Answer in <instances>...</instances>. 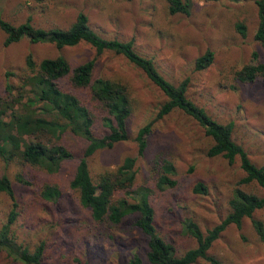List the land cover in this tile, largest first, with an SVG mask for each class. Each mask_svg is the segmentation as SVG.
<instances>
[{"label": "rangeland", "instance_id": "rangeland-1", "mask_svg": "<svg viewBox=\"0 0 264 264\" xmlns=\"http://www.w3.org/2000/svg\"><path fill=\"white\" fill-rule=\"evenodd\" d=\"M256 1L198 0L190 15H171L166 0H47L41 3L0 0V17L14 25L29 20L37 27L68 28L83 11L89 15L92 27L104 37L134 38L138 51L153 57L171 81L178 83L190 77V97L206 107L214 118L224 122L234 120L236 138L247 147L256 164L264 165V76L251 85L234 79V70L259 60L264 62V49L254 38L259 21ZM238 23L246 26V35L238 31ZM5 41L6 34L0 29V95L5 94L8 85L15 89L21 85L27 54L32 52L40 61L59 53L52 45L33 44L27 38L9 45ZM209 49L214 52L213 63L196 71L195 60ZM254 51L259 58H254ZM61 53L72 65L96 56L95 49L85 43L63 49ZM94 73L95 77L124 83L134 99L128 120L129 138L89 157L94 179L100 172L116 169L126 157L135 156L138 157L136 184L153 185L155 154L159 152L174 160L178 168L177 186L157 191L152 203L158 231L183 254L197 245L183 226L187 218L206 231L231 210L228 200L242 176L239 163L230 164L220 156L210 157L211 139L180 111L156 119L166 100L164 94L123 56L113 52L101 54L96 59ZM225 83L231 87L221 85ZM149 122H153V130L148 136V147L143 156H138L136 136ZM105 132L103 126L97 127L98 134ZM64 140L75 157L55 177L18 160L0 159V174L10 177L18 200L20 213L13 226L18 240L32 250L41 240L46 241L41 264H128L134 253L150 264L146 258L147 237L135 225V215L110 226L105 234L91 232L89 213L80 205L79 193L69 189L74 168L88 143L71 132L65 133ZM18 174L34 183L17 180ZM43 179L58 180L65 187L58 205L35 199L34 191ZM199 182L207 186L206 193L194 190ZM11 207L9 196L0 192V228L7 221ZM255 216L264 221V209L256 211ZM210 253L224 264H264V242L249 218L244 220L242 228L229 225ZM0 264L22 263L0 251ZM197 264L210 263L200 260Z\"/></svg>", "mask_w": 264, "mask_h": 264}, {"label": "trees", "instance_id": "trees-1", "mask_svg": "<svg viewBox=\"0 0 264 264\" xmlns=\"http://www.w3.org/2000/svg\"><path fill=\"white\" fill-rule=\"evenodd\" d=\"M46 2L47 0H35ZM171 15H190L198 0H166ZM211 1V0H204ZM258 26L254 38L264 49V0H257ZM242 35L247 34L243 23L236 25ZM0 29L6 34L7 45L27 38L33 44L52 45L58 54L37 61L32 52L27 54L21 85H8L0 95V159L5 162L18 160L51 177L57 176L65 164L75 157L66 145L64 135L71 132L82 137L88 144L74 168L69 189L79 193L80 205L89 213L88 227L91 232L105 234L110 226L124 218L135 215V225L147 237L146 258L150 264H197L200 260L210 264H224L210 253L213 244L229 225L242 228L249 218L260 240L264 242V221L255 216L264 209V165L256 164L247 147L235 136L237 124L214 118L189 95L191 78L178 83L171 81L160 70L153 57L140 53L135 39L121 40L104 37L95 30L86 12L80 11L68 28L37 27L31 21L19 25L0 17ZM89 44L96 56L80 64L72 65L61 53L63 49L79 44ZM105 52H113L126 58L143 71L148 79L164 94L166 100L157 118L172 111H180L196 122L212 143L208 149L210 157H223L230 164L239 163L242 176L231 191L228 200L229 213L214 227L204 231L192 219L184 221V228L197 245L183 254L158 231L155 222L156 210L152 198L157 191L173 188L178 184V168L174 160L157 152L154 157L153 185H137L138 157L128 156L116 169L100 172L97 179L91 172L89 157L98 150L111 148L129 138L128 120L134 109V99L129 88L122 82L95 77L96 59ZM254 58L259 56L253 52ZM259 58V57H258ZM259 60V59H258ZM214 61V52L206 51L195 60L194 69L204 70ZM235 71V81L251 85L264 76V62L246 64ZM233 71V74H234ZM227 88L231 87L229 84ZM224 86V87H225ZM86 90L87 94H82ZM106 128L104 134L97 127ZM153 122L142 126L136 136L138 156H143L148 147V136ZM17 180L29 182L21 174ZM197 193H206L203 182L195 185ZM65 187L55 179H43L34 191L37 201L55 205L61 201ZM0 192L7 194L12 202L7 221L0 228V251L22 264H41L46 253V241L41 240L32 250L18 240L13 229L19 217L18 200L12 180L0 174ZM128 264H145L139 253H134Z\"/></svg>", "mask_w": 264, "mask_h": 264}]
</instances>
